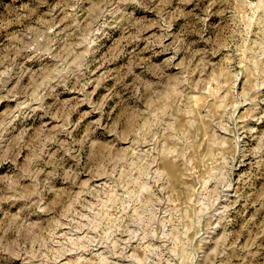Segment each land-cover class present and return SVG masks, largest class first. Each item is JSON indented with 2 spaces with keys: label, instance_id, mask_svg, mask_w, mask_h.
<instances>
[{
  "label": "rangeland",
  "instance_id": "374dc122",
  "mask_svg": "<svg viewBox=\"0 0 264 264\" xmlns=\"http://www.w3.org/2000/svg\"><path fill=\"white\" fill-rule=\"evenodd\" d=\"M0 264H264V0H0Z\"/></svg>",
  "mask_w": 264,
  "mask_h": 264
}]
</instances>
